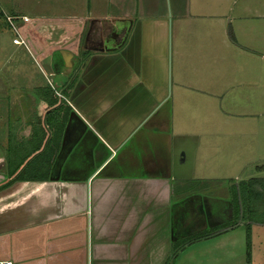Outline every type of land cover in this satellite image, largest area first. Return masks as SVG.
Segmentation results:
<instances>
[{"label": "crops", "instance_id": "obj_1", "mask_svg": "<svg viewBox=\"0 0 264 264\" xmlns=\"http://www.w3.org/2000/svg\"><path fill=\"white\" fill-rule=\"evenodd\" d=\"M132 1L39 0L34 43L21 33L28 21H18L43 80L34 90L49 87L64 121L59 136L58 123L43 130L46 104L34 94L0 124V262L264 264L260 223L249 224L247 261L243 236L231 229L180 246L230 220L227 187L264 149V120L240 119L203 96L214 69L191 73L187 84L185 56L171 50L161 14ZM31 139L50 142L51 158L41 156L46 165L31 179H7L6 143ZM261 166L246 179H264Z\"/></svg>", "mask_w": 264, "mask_h": 264}, {"label": "rangeland", "instance_id": "obj_2", "mask_svg": "<svg viewBox=\"0 0 264 264\" xmlns=\"http://www.w3.org/2000/svg\"><path fill=\"white\" fill-rule=\"evenodd\" d=\"M38 1L0 0V124L2 128L5 123L4 117H7L8 121L15 119V116H12L17 112L15 107L25 96L31 95L30 97L36 99L34 87L43 82L30 45L26 47L24 41L27 52L24 47L10 43L13 37L8 29L2 28L5 22L3 17L18 18V20L20 17L26 18L28 24L21 33L24 38L34 43L33 35L36 34L33 18L39 7ZM133 1L137 7L146 1L147 5L152 7L155 17L161 14L170 34L171 50L173 46H178L180 53L185 56L183 59L187 84L191 82L189 80L191 76L195 78L197 71H203L206 67L214 69L213 78L205 80L208 86L203 96L207 93L214 95L215 97L210 98L215 100L222 107L221 109L232 115L241 114L240 119L256 120L257 125L259 121L264 120V111H258L257 97L259 73H261L259 61L264 60V0ZM241 21L244 24H240ZM13 22L18 29V21L13 20ZM40 30L38 29L39 32ZM227 34H230L231 39ZM230 54L234 56L233 67H230L227 61ZM216 57L227 58L221 63H216V67H212L213 59ZM191 73L195 75H190ZM30 97L25 103L32 102ZM10 107L14 108V111L10 112ZM28 113H32L31 108ZM260 154H264V149L260 150L257 147L254 153L250 154L245 167L235 175L236 180L256 176V167L259 165L264 168V160L255 158ZM259 173L264 176L263 170ZM200 187L201 185L198 184H188L185 188L188 190ZM213 193L216 194L217 191ZM231 231L243 236L241 226L234 227Z\"/></svg>", "mask_w": 264, "mask_h": 264}, {"label": "trees", "instance_id": "obj_3", "mask_svg": "<svg viewBox=\"0 0 264 264\" xmlns=\"http://www.w3.org/2000/svg\"><path fill=\"white\" fill-rule=\"evenodd\" d=\"M36 95L46 104V110L43 113L44 122L41 124L43 130L47 129L50 131L54 123H58L56 135L59 136L63 126L64 115L63 117H57L59 113L55 107L53 108V105L55 102L59 103L60 101L53 96L47 85L38 88L36 90ZM59 120L60 122H58ZM57 136L55 140H58ZM56 144V141L52 142L54 147ZM49 145L50 142L47 140L45 142H34V140L31 139L29 143L7 142L5 147V171L7 179L12 177L14 179L17 177L31 179L34 177L35 167L39 168L46 165L45 160L43 161L41 156H46L47 161L51 158V152L48 151ZM227 195L230 205V220L201 233L186 237L185 241L180 244V246L184 243L187 245L198 239L217 235L225 230L233 229L238 223H243V255L244 260H248L249 224L252 222L264 224V179L249 178L244 181L231 183L227 187ZM172 255L171 253V257ZM164 264L167 263L164 262Z\"/></svg>", "mask_w": 264, "mask_h": 264}, {"label": "built area", "instance_id": "obj_4", "mask_svg": "<svg viewBox=\"0 0 264 264\" xmlns=\"http://www.w3.org/2000/svg\"><path fill=\"white\" fill-rule=\"evenodd\" d=\"M20 20H18V18H10V17H5L4 21L5 24L8 28V30L11 32V35L13 37V39L10 41V43L12 45L15 46H22L24 47V49H26L25 44H24V40L20 37L19 33H18V29L14 26V22L13 20L19 21L21 23H25L27 22V19L24 17H20ZM0 264H10L9 262H0Z\"/></svg>", "mask_w": 264, "mask_h": 264}]
</instances>
